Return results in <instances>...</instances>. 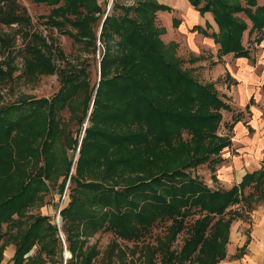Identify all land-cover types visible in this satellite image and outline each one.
<instances>
[{"label":"trees","instance_id":"16d2710c","mask_svg":"<svg viewBox=\"0 0 264 264\" xmlns=\"http://www.w3.org/2000/svg\"><path fill=\"white\" fill-rule=\"evenodd\" d=\"M31 1L51 8L45 21L51 29L94 55L99 52L100 81L90 108L96 85L89 88L85 71L57 70L53 56L56 51L62 58V52L55 41L49 38L50 46L30 30V18L16 0H0V25L16 26L25 44L30 40L27 54L36 71L57 72L60 81L50 99H23L0 108V261L5 246L13 244V264L63 263L59 230L48 216L29 211L41 206L50 185L62 192L67 182L70 201L59 210L71 255L66 264L225 260L231 226L243 217V209L233 208L252 210L264 202V166L229 190H213L189 172L232 145L229 137L218 134L221 111L231 107L212 83H201L184 67L177 43L163 41L166 29L157 15L173 8L157 0H114L107 15L110 2L103 9L99 0ZM188 1L202 16L213 15L217 31L210 33L212 26L206 23L192 32L212 38L219 59L251 58L243 44L247 31L263 41L264 4L259 0ZM180 24L173 19L175 28ZM65 109L81 127L72 139L74 152L81 141L76 161L75 156L68 159L59 143L64 135L59 113ZM160 223L169 225L155 243L129 248L118 242H141ZM187 228L189 236L175 250ZM99 233L115 238L104 263V258L97 263L100 250L86 245L84 238ZM247 246L248 241L237 258Z\"/></svg>","mask_w":264,"mask_h":264},{"label":"rangeland","instance_id":"374dc122","mask_svg":"<svg viewBox=\"0 0 264 264\" xmlns=\"http://www.w3.org/2000/svg\"><path fill=\"white\" fill-rule=\"evenodd\" d=\"M111 1L99 0V3L105 9L107 3H111ZM157 1L161 4H168L173 8L171 13L161 11L157 15L159 26L164 27L166 33H169V35L164 37V42L175 38L174 40L180 43L181 38L186 37V33H191L192 36L195 35V32H191V26L188 31H185L186 33L179 30L181 36L173 26L174 18L179 19L180 23L185 19L184 23L188 26L196 19L193 14L189 11L187 12L189 9H186L181 3L182 0ZM16 2L26 10L31 22L30 30L38 33L39 36L41 34L48 45L51 43L48 39H53L57 49L59 48L62 52V58H60L61 56L57 55L55 51L53 56L54 67L65 72H71V70H68L69 68H74V70L83 69L87 75L89 88L92 89L96 85L92 95L90 107L92 108L96 89L100 81L99 67L97 65L100 62L99 52L94 55L83 44L70 39L68 36L58 32L56 28L51 29L48 24H45L46 18L51 11L50 7L43 4H35L31 0H16ZM125 3L127 5L131 4L130 1ZM259 4L263 5L264 0H259ZM242 18L246 19L243 15ZM246 21L251 26L247 19ZM16 30V26L5 27L0 25V42L3 41V43H0V108L15 104L23 99H50L60 87L57 72L43 74L36 71L32 65L31 55L27 54L30 40L27 39L25 44L23 36L19 35L18 33L20 32ZM213 31H217L216 25L209 30L210 33ZM261 36H263V41L259 43L257 42L258 36L255 34L249 35V31H247L244 35L243 44L250 49L251 58L240 60L230 55L223 63V67H220L221 70L215 68L217 63L213 60L212 54L210 55V51L202 55L201 62L198 63L193 62L196 57L188 53L185 48L179 54L184 59V67L192 69L194 76L201 83H212L218 91L220 99L231 107L230 110L221 111L223 118L218 134L232 138L233 146L225 149L219 156L212 157L211 160L213 161L189 170L193 176L198 177L213 190H229L235 184H239L241 174L244 171L248 173L264 166V91L262 90L264 86V32ZM177 41L173 42L179 45ZM97 44L99 46L100 42L98 41ZM196 44H199V42L196 41ZM251 97L254 99L251 106L247 108ZM90 114L91 111L87 114L83 124L82 135L89 126L88 118ZM59 117L60 127L63 129L62 134H64L59 143L68 159L75 156L74 161H76L79 156L80 144L79 151L74 152L72 139L77 138L81 127L78 121L72 118L70 111L67 109L60 112ZM236 119L240 121L234 123ZM184 137L186 139L189 138L187 135H184ZM212 167H214L215 172L212 171ZM67 183L62 192H60L58 186L49 184V191L44 195L41 206L34 207L29 211V214L32 215L48 216L49 222L62 234L64 239V245L61 242L63 248L62 264H66V261L71 258L67 250L65 235L61 231L62 223L57 220L59 210L67 206L70 201V188H68L69 184ZM248 193L249 191H247ZM233 209H243V217L233 222L228 244H231V249L227 251L226 259L219 264H264V202L256 204L252 210H245L242 206H236ZM167 225L169 223L158 224L141 242L129 243L120 239H118V242L122 247L126 246L129 248L143 243H155L157 237H162L165 234ZM188 228L178 237L173 246L175 250H179L184 240L189 236ZM84 238L86 245H95L100 250L101 254L97 263L102 258H104V263L108 247L115 239L113 234L99 233ZM247 241L248 246L245 252L240 254L242 255L241 258H237L240 253L239 249L243 248ZM31 254L32 251L29 255ZM138 264H142V262H138Z\"/></svg>","mask_w":264,"mask_h":264},{"label":"crops","instance_id":"0c3cea01","mask_svg":"<svg viewBox=\"0 0 264 264\" xmlns=\"http://www.w3.org/2000/svg\"><path fill=\"white\" fill-rule=\"evenodd\" d=\"M163 3V2H162ZM173 3V2H172ZM183 5L185 6L186 9H189L187 10V12L189 11L191 14L194 15V17L196 18L192 24H189V26L187 24L184 23V21L180 24L179 28L177 29L176 28V31L179 32V30L181 32H185V31H188V28H190L191 26V30L192 28L194 27L195 23L196 25H200L202 27L205 28L206 26V23H209L212 28L213 26H215V22H214V19H213V15L211 13H207L205 14L204 16H202L191 4L188 0H182ZM100 4V3H99ZM165 5H168V4H165ZM110 6V4H109ZM108 6V7H109ZM170 6V5H168ZM171 7V6H170ZM172 8V7H171ZM195 25V26H196ZM217 28V26H216ZM192 32V31H191ZM186 33V32H185ZM169 35V33H166L162 39L164 40V37ZM179 35H180V32H179ZM181 36V35H180ZM202 36V37H200ZM175 38H171L170 40H166V44H169L170 42H173V41H177V40H174ZM196 41L199 42V44H196ZM178 42V41H177ZM179 43V42H178ZM184 48L188 51V53L192 54V56L196 57V59H198L199 61L198 62H201V56L202 55H205L206 52L210 51V55L212 54V57H213V60L215 61L216 66L215 68H218L221 70L220 67H223V63L227 60L228 56L230 55H227V56H224L222 57V59H219L218 57V50H219V46L216 45L213 41L212 38H208V37H204L202 34H199L197 32H195V35H191V33H186V37L185 38H181V42L179 43V49H178V54H181V52L184 51ZM180 56V55H179ZM208 56V55H206ZM233 56V55H232ZM181 57V56H180ZM234 57V56H233ZM235 59H240V60H244V59H248V58H235ZM197 62V63H198ZM220 62V63H219ZM204 63V62H203ZM201 64V63H200ZM222 70H224V68H222ZM225 71V70H224ZM262 90L264 91V86L262 88ZM253 97H251L250 101H249V104L247 105V108H249L251 106V103L253 101ZM240 120H238L239 122ZM238 122H234V123H238ZM231 142H232V145L233 146V141H232V138H230ZM230 146V147H231ZM228 147V148H230ZM227 149V148H226ZM225 150V149H224ZM223 150V151H224ZM262 168V167H261ZM260 168V169H261ZM259 170V169H257ZM257 170H254V171H257ZM254 171H251V172H254ZM250 173V172H248ZM239 174V173H238ZM247 174V171H244L242 174H241V181H242V178ZM240 181V182H241ZM238 182V183H240ZM236 185V184H235ZM2 244V242H0V245ZM231 249V244L228 245V248H227V251ZM14 252H15V247L13 244H8L5 246L3 252H2V259L0 261V264H13L12 262V257L14 255Z\"/></svg>","mask_w":264,"mask_h":264},{"label":"water","instance_id":"95a60500","mask_svg":"<svg viewBox=\"0 0 264 264\" xmlns=\"http://www.w3.org/2000/svg\"><path fill=\"white\" fill-rule=\"evenodd\" d=\"M113 1H114V0L111 1L110 6L108 7L107 14L109 13V11H111V9H112V7H113ZM105 17H106V16H105ZM84 131H85V130H84ZM83 137H84V133H83V135H82V139H83ZM80 145H81V143H80ZM79 150H80V149H79ZM79 150H78V151H79ZM67 184H68V183H67ZM58 215H59V212H58ZM57 220H58V222H59V220H60V222H61L60 216L57 217ZM58 227H59V225H58Z\"/></svg>","mask_w":264,"mask_h":264},{"label":"built area","instance_id":"2783aa9c","mask_svg":"<svg viewBox=\"0 0 264 264\" xmlns=\"http://www.w3.org/2000/svg\"><path fill=\"white\" fill-rule=\"evenodd\" d=\"M59 238H60V240L62 242V245H64V239H63V236H62V234L60 232H59Z\"/></svg>","mask_w":264,"mask_h":264},{"label":"bare ground","instance_id":"6f19581e","mask_svg":"<svg viewBox=\"0 0 264 264\" xmlns=\"http://www.w3.org/2000/svg\"><path fill=\"white\" fill-rule=\"evenodd\" d=\"M66 255H67V252H66Z\"/></svg>","mask_w":264,"mask_h":264}]
</instances>
